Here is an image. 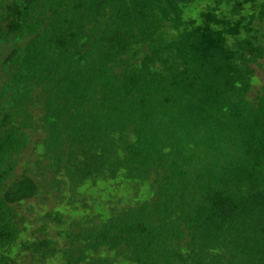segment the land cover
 <instances>
[{"label": "trees", "instance_id": "1", "mask_svg": "<svg viewBox=\"0 0 264 264\" xmlns=\"http://www.w3.org/2000/svg\"><path fill=\"white\" fill-rule=\"evenodd\" d=\"M0 264H264V0H0Z\"/></svg>", "mask_w": 264, "mask_h": 264}, {"label": "rangeland", "instance_id": "2", "mask_svg": "<svg viewBox=\"0 0 264 264\" xmlns=\"http://www.w3.org/2000/svg\"><path fill=\"white\" fill-rule=\"evenodd\" d=\"M259 74H260V72H259ZM41 138H42V135L41 134L34 135V137L32 138L30 150H27L22 155V160H21L22 165H21L20 169H18V171H17L18 174H22L23 173V169H22L23 167L22 166H23L24 163H27L29 160H33L34 158H36V155H33L34 154L33 153V148L35 146V141H39ZM37 203H38V199H33L31 201H28L26 204H24L22 206V210L21 211L23 213L26 212V215L27 216H30L29 214H27L28 213V211H27L28 207H30L31 205H35Z\"/></svg>", "mask_w": 264, "mask_h": 264}]
</instances>
